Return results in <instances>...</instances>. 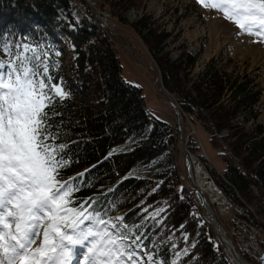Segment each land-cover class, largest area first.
<instances>
[{
	"label": "trees",
	"instance_id": "1",
	"mask_svg": "<svg viewBox=\"0 0 264 264\" xmlns=\"http://www.w3.org/2000/svg\"><path fill=\"white\" fill-rule=\"evenodd\" d=\"M78 2L0 0V45L26 43L47 50V59L59 62L55 75L68 85L64 91L70 98L57 108L62 116L50 122L62 121L60 130L65 134L57 141L67 145L70 163L63 179L85 174L72 198L88 201L84 207L96 209L105 220L124 217L134 233L145 237L146 247L161 264H230L184 181L178 164L182 141L177 123L147 108L143 88L122 75L114 45L117 36L101 29ZM97 2L99 8L112 9L118 29L137 50L133 36L143 42L180 108L188 149L203 160L230 200L239 204L235 213L262 231L259 241L263 242L264 118L260 115L264 113L256 75L227 72L212 58L203 73L191 78L187 69L195 63V55L183 48L171 60L162 54L168 34L158 33L147 21L127 23L116 0ZM62 12L69 21L61 18ZM64 47L75 53L70 62L65 61ZM189 126L209 132L216 154L214 161L207 151L211 165L198 137L187 133ZM149 165L148 175H130ZM157 211L160 214L154 216Z\"/></svg>",
	"mask_w": 264,
	"mask_h": 264
},
{
	"label": "snow or ice",
	"instance_id": "2",
	"mask_svg": "<svg viewBox=\"0 0 264 264\" xmlns=\"http://www.w3.org/2000/svg\"><path fill=\"white\" fill-rule=\"evenodd\" d=\"M197 3L264 38V0ZM38 49L0 45V264H81L78 249L83 264H145L141 236L124 217L105 220L72 198L85 174L63 179L65 134L62 121L50 122L62 116L68 85L55 75L59 62Z\"/></svg>",
	"mask_w": 264,
	"mask_h": 264
},
{
	"label": "rangeland",
	"instance_id": "3",
	"mask_svg": "<svg viewBox=\"0 0 264 264\" xmlns=\"http://www.w3.org/2000/svg\"><path fill=\"white\" fill-rule=\"evenodd\" d=\"M80 1L81 2H78L77 5L82 6L83 4L85 8L89 9V12L91 13L90 16L101 27V29L111 35L117 36L116 39L114 38V45L118 49V55H120L123 65L122 75L128 82L143 88L142 92L145 96L147 108L153 112L154 115L178 124L175 107L167 97L161 94L155 84L156 77L158 75V82L165 87L160 70L156 65L155 67L157 72H155L153 68L142 64H152L150 57L145 50L146 47L142 44L143 42L141 43L136 35L133 36L138 44L137 50L135 44L133 43L137 52L136 57L125 38L112 33L110 28H106V25L100 21L101 16L106 15L107 17L105 18L110 19L108 20L112 23L113 27V22L116 21L117 18L113 17L111 14L112 9L107 10L102 6V11L104 13L100 12V16L97 18L96 14L91 10L89 4L85 0ZM116 2L117 5L120 6L118 10L120 11L121 17L127 23H140L143 25V23L145 24L147 21L148 25H151L152 29L155 28L158 33L162 31L163 33L168 34L162 42L163 55H170L171 60H176L183 48H186L190 53L196 56L195 63H192L187 69L189 77L192 78L194 75L196 77V75L203 73L212 58L216 61L218 67L221 66L225 68L227 72L235 73L236 75H238V73L256 75L257 80L260 82V86L262 87V96L259 108L264 113V38L245 34V32H243L237 25L227 20L222 12L205 9L197 3V0H116ZM96 9H99V7L96 6ZM61 18L69 21V18L66 16V12H62ZM114 27L116 28L115 30L121 32L118 29V24ZM121 33L127 36L125 33ZM69 49L72 50L74 48L71 46ZM69 49L64 47V57L66 62H70L72 57L75 56V53ZM195 81H198V79L195 78ZM168 93L175 101L171 93L169 91ZM175 103L178 106L176 101ZM263 118L264 115L261 114L260 119ZM180 122L182 135L179 132V127L178 134L181 140H183L184 146L181 144V150L178 153V164L184 177V181L188 184L189 179L187 177L184 151V147L186 150L188 147L187 142L183 139L184 129L182 126L181 111ZM187 133L189 135L194 134V136L198 137L200 149L211 165L213 162L211 161L210 155L215 161L216 154H214L215 150L210 142L209 132L201 127H197L195 129V126H189ZM199 160L201 161L200 157ZM201 163L204 167L203 160ZM150 166L151 165L141 169L140 172L144 174L148 173ZM195 167L196 165L193 164V171H195ZM221 188L224 190L222 186ZM237 204L238 203L235 202V204L232 205V208H229V211L225 210L226 212H222L219 202H214L212 207H214L218 217L225 223L228 235L234 241L235 246L239 250L240 254H242V257L252 264H262L260 250L264 248V242L259 241V231H253V227L257 229L259 228L255 225L251 226L245 220L242 222V219L240 218H237L240 223L234 222L236 218L233 217L234 214L230 211L233 210V207L237 206ZM245 204L246 206L251 207V209L253 208L251 204L247 202ZM206 219L208 220V225H211V229L213 228L215 238L217 241L221 242V251L230 264H236L227 252L225 248L226 246L218 236L217 231L214 229V226L207 215ZM128 228L133 232L129 226ZM252 233H254V235ZM140 236V243L144 245L143 255L145 256V264H161L156 259V255L149 251L148 247H146L145 237L142 235ZM80 251L81 250L78 249V259H80L81 264H83ZM147 256H151L152 259H146Z\"/></svg>",
	"mask_w": 264,
	"mask_h": 264
},
{
	"label": "water",
	"instance_id": "4",
	"mask_svg": "<svg viewBox=\"0 0 264 264\" xmlns=\"http://www.w3.org/2000/svg\"><path fill=\"white\" fill-rule=\"evenodd\" d=\"M85 1L89 4L91 10L96 14V17L99 18L98 13L95 10L94 6L90 3V0H85ZM110 31L112 33H114V34L120 35L123 38H125V40L127 41L128 45L130 46L133 54L137 57V53L135 51L133 43L131 42V40L127 36H125L121 32H119V31H117L115 29H112V28H110ZM142 64L144 66L153 68L155 70V72H157L156 71L157 69H156V67L154 65H150V64H146V63H142ZM158 79H159V77L157 75L155 84L158 87V89L161 92V94H163L165 97H167L171 101L173 106L175 107L176 112H177L179 132L182 135V127H181V123H180V110H179L178 106L176 105V103L171 98V96L169 95V93L167 92L166 88L163 85H161L160 82H158ZM184 151H185V161H186L187 175H188V178H189V181H190V185L195 189V191H196V193L198 195V198L200 200V203L203 206V209H204L206 215L209 217L211 223L213 224V226L215 227V229H216V231L218 233V236L220 237V239L222 240V242L226 246L225 248H226L227 252L231 255V257L235 261H237L240 264H244V262H243L244 260H243L242 256L240 255L239 250L236 248L233 240L229 236H227L226 227L224 226L223 222L218 217L217 213L214 210V207L213 208L211 207V203L208 200L207 196L205 195L204 189L201 188L200 186H198V183H197V181L194 178V171H193V168H192L193 160L195 161L194 155L190 154L185 149V147H184ZM223 227H224V229H223ZM262 264H264V253L262 254Z\"/></svg>",
	"mask_w": 264,
	"mask_h": 264
},
{
	"label": "bare ground",
	"instance_id": "5",
	"mask_svg": "<svg viewBox=\"0 0 264 264\" xmlns=\"http://www.w3.org/2000/svg\"><path fill=\"white\" fill-rule=\"evenodd\" d=\"M105 17H107L106 15H104V16H101V18H100V21L104 24V25H106V26H108V27H112V23L108 20V19H106ZM196 177H197V179H198V182L204 187V188H209V187H212L213 188V185H212V181L211 180H209V173L207 172V170L198 162V161H196ZM213 190V189H212ZM214 200L215 199H217V200H220L221 201V205H220V207H221V210H222V212H226L225 210H228V208H227V206H225V204H226V201H225V199H226V197H219V196H215L214 198H213ZM211 207H212V204H211ZM213 208V207H212ZM226 214V213H225ZM223 229H224V227H223ZM230 239V238H229ZM243 262H244V264H252L251 262H249V261H247L246 259H244L243 258ZM236 262V264H240V263H238L237 261H235Z\"/></svg>",
	"mask_w": 264,
	"mask_h": 264
},
{
	"label": "built area",
	"instance_id": "6",
	"mask_svg": "<svg viewBox=\"0 0 264 264\" xmlns=\"http://www.w3.org/2000/svg\"><path fill=\"white\" fill-rule=\"evenodd\" d=\"M93 3L95 2V1H92ZM209 180H211L212 181V185H213V188L212 187H209V188H207V190H208V192L210 193V195L214 198L215 196H219V197H226V194H225V191L221 188V186H219L215 181H214V179L212 178V177H210L209 176ZM213 189V190H212ZM225 201H226V206H227V208H228V203L227 202H229V199L226 197V199H225ZM254 228V230L253 231H255V230H258L259 231V235L261 236V230H259V229H257V228H255V227H253ZM253 235H254V233H253ZM258 235V236H259ZM263 248L260 250V252H263Z\"/></svg>",
	"mask_w": 264,
	"mask_h": 264
}]
</instances>
